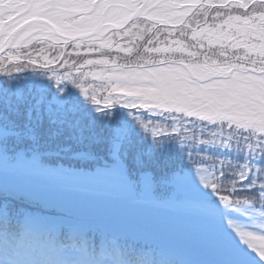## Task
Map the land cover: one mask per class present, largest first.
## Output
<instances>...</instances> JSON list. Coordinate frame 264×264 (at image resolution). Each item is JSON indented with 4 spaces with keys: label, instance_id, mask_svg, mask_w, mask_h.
<instances>
[{
    "label": "snow or ice",
    "instance_id": "1",
    "mask_svg": "<svg viewBox=\"0 0 264 264\" xmlns=\"http://www.w3.org/2000/svg\"><path fill=\"white\" fill-rule=\"evenodd\" d=\"M0 264H264V0H0Z\"/></svg>",
    "mask_w": 264,
    "mask_h": 264
},
{
    "label": "trees",
    "instance_id": "2",
    "mask_svg": "<svg viewBox=\"0 0 264 264\" xmlns=\"http://www.w3.org/2000/svg\"><path fill=\"white\" fill-rule=\"evenodd\" d=\"M39 46H40V45H38V47H39ZM44 47L47 48V45H45ZM39 48H40V47H39ZM34 49H35V47L32 46V47L27 48V49H21V50H19V52L21 53L22 58H24V54H25L26 52H33ZM14 52H16V51H14ZM47 53H48L49 57L52 56V55H54V53H53L51 50L47 51ZM122 55H123V54H122ZM3 60H4L5 64H6V62H7V58H6L5 56H3ZM14 61H16V60H14ZM21 61H22V60H21ZM17 62H19V61H17ZM53 66H55V65H53ZM104 67H105V66H103V65H97L94 69H91L92 71H96V72L98 73V75H100V77H101L100 79H97V80L93 81L91 76L88 77V79H89L92 83H94V84H96V85H99L101 88H104V87H105V80L103 79V75L100 73V71L103 70ZM86 70H89V69H86ZM100 95H101V96H103V95H107V91H102V92L100 93Z\"/></svg>",
    "mask_w": 264,
    "mask_h": 264
}]
</instances>
